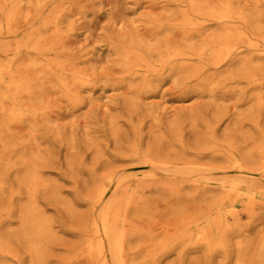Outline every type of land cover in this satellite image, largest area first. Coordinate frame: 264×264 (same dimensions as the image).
I'll list each match as a JSON object with an SVG mask.
<instances>
[{
	"label": "rangeland",
	"instance_id": "374dc122",
	"mask_svg": "<svg viewBox=\"0 0 264 264\" xmlns=\"http://www.w3.org/2000/svg\"><path fill=\"white\" fill-rule=\"evenodd\" d=\"M186 4L187 0H0V13L12 7L14 14L11 25L0 31V63L10 62L16 70L42 77L37 79V109L28 122L19 123L0 115V170L6 196L0 204V215L12 211L8 218L12 233L6 238L9 251L0 249V264H28L31 259L24 243L16 237L22 224L20 210L28 203L26 185L19 183L22 155L36 156L42 180L37 186V204L48 219L53 236L46 264H75L72 259H65L71 253L70 244L78 241L75 218L88 211V201L98 188L96 179L114 170L121 175L130 173L129 168L136 164L132 160L136 147L147 149L150 138L153 146L164 142L177 150L185 145L193 152L211 153L220 147L227 149L235 120L243 121L244 130H254L251 118L264 124V112H249L250 104L243 100L246 94L260 91L249 86L246 79L241 84L231 79L215 80V91L211 92L210 85L194 79L181 84L156 67V77H150L149 87L138 91L130 88L140 81L129 77L120 50L139 51L142 40L154 43L160 25L171 22L174 13ZM27 37H40L41 63L37 66L30 64L27 52L17 53L14 49L15 43ZM46 61L58 63L69 74L78 73L80 80L72 85L69 95L58 89L44 67ZM134 95L136 99L131 105ZM26 102L30 104L31 100ZM215 112L224 117L218 123L214 144L204 140L203 125ZM199 113L203 131L195 136L189 133L188 121ZM179 116L189 117L181 128L175 122ZM183 129L184 137L179 135ZM3 143L10 147L12 144L14 152L2 154ZM200 160L219 163L207 155ZM213 175V180L221 178L217 173ZM56 191L65 205L52 198ZM152 197L156 200V214L144 221L148 235L137 249L139 257L135 264H155L151 262L153 251L160 252V246L166 250L170 245L169 230L176 224L173 206L161 199L159 193ZM189 206L191 210L198 209L195 203ZM255 218L242 216V225L249 226L248 230L229 242L228 257L217 254L212 264H252L261 244L264 251V209ZM237 242L246 246L244 251L238 252ZM180 249L159 256L156 264L206 263L204 250L191 246V242L184 262L179 258Z\"/></svg>",
	"mask_w": 264,
	"mask_h": 264
},
{
	"label": "bare ground",
	"instance_id": "6f19581e",
	"mask_svg": "<svg viewBox=\"0 0 264 264\" xmlns=\"http://www.w3.org/2000/svg\"><path fill=\"white\" fill-rule=\"evenodd\" d=\"M11 8L0 13V31L12 23ZM204 22L210 23L205 25ZM155 38L154 43L142 40L139 51L137 48L120 50L129 77L140 81L132 84L131 89L149 87L156 67L162 70L161 74H168L181 84L194 79L210 85L211 92L215 91V80L231 79L241 84V80L246 79L249 86L260 90L243 97L244 102L250 104L249 112H264V0H187L183 10L174 13L171 22L160 25ZM14 49L17 53L27 52L32 66L41 63L40 37H27L15 43ZM44 67L65 95H69L72 85L80 80L78 73L69 74L54 61H46ZM41 78L14 69L10 62L0 63V115L19 123L28 122L37 109L35 92L39 86L37 79ZM211 98L212 102L216 100L215 93ZM27 99L31 100L30 104ZM135 99L136 95L131 97V105ZM213 114L204 122L203 138L215 144L218 123L224 115ZM201 115L179 116L175 122L181 128L189 118V133L198 136L203 131L198 122ZM250 121L254 130H244L243 121L232 122L231 125L236 124L230 131L232 142L227 149L220 147L211 153L193 152L185 145L177 150L164 142L153 146L150 138L147 149L136 147L132 155L136 164L129 168L130 173L121 175L114 170L96 179L98 188L88 201V211L75 218L78 241L70 244L71 253L65 259H72L75 264H135L139 257L137 249L148 235L144 221L156 212L154 193H159L161 199L173 206L171 212L176 224L169 230L170 245L166 252L160 246V252L153 251L151 262L156 264L159 256L178 248H181L180 261L184 262L189 242L196 249L204 250L205 264H212L217 254L228 257L229 242L249 228L242 225V216L254 220L255 214L264 209V124L253 118ZM179 135L185 136L184 129ZM253 143L254 147L250 148ZM2 147V154L14 152L12 144L10 147L3 143ZM206 155L219 163L201 162ZM31 157L21 156L23 174L19 175V183L26 185L28 203L20 210L22 224L16 237L31 255L28 264H46L53 236L49 221L37 204V186L42 180L36 156ZM140 169L144 171L137 172ZM215 173L221 178L213 180ZM52 198L63 203L57 191ZM4 201L0 170V204ZM191 203L198 209L191 210ZM70 213L74 216L72 211ZM6 214L0 215L3 252L7 250L6 238L12 233L8 229L12 211ZM149 240L153 242L154 238ZM237 247L238 252H242L246 246L237 242ZM262 249L261 244L252 264H264Z\"/></svg>",
	"mask_w": 264,
	"mask_h": 264
}]
</instances>
